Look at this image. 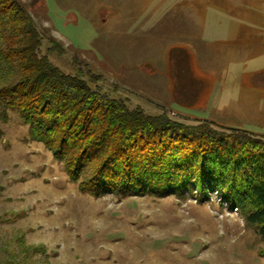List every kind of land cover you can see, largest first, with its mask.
I'll return each instance as SVG.
<instances>
[{"label": "rangeland", "instance_id": "1", "mask_svg": "<svg viewBox=\"0 0 264 264\" xmlns=\"http://www.w3.org/2000/svg\"><path fill=\"white\" fill-rule=\"evenodd\" d=\"M19 2L43 37L62 45V56L47 54L56 67L70 75L81 69L86 79H97L92 87L128 108L264 137L263 91L236 84L241 69L249 73L264 63L237 61L236 43L225 37L230 19L220 12L227 10L221 0L223 41L216 45L211 35L203 44L195 28L186 29L189 20L178 12L182 0L171 11L170 0ZM191 13L189 22L197 24L192 7ZM183 34L205 59L202 67L231 71L222 84H210L200 110H182L169 97L170 41ZM5 75L0 67V83ZM0 264H264V240L240 211L215 193L202 199L195 186L183 197L82 193L52 152L31 139L19 113L0 105Z\"/></svg>", "mask_w": 264, "mask_h": 264}, {"label": "trees", "instance_id": "2", "mask_svg": "<svg viewBox=\"0 0 264 264\" xmlns=\"http://www.w3.org/2000/svg\"><path fill=\"white\" fill-rule=\"evenodd\" d=\"M63 53L19 0H0V105L19 113L31 139L52 152L82 193L183 197L195 186L202 199L215 193L240 211L264 240L263 136L130 109L92 87L95 77L86 79L81 69L67 74L47 56ZM185 61L174 72V102L192 109L204 85Z\"/></svg>", "mask_w": 264, "mask_h": 264}, {"label": "crops", "instance_id": "3", "mask_svg": "<svg viewBox=\"0 0 264 264\" xmlns=\"http://www.w3.org/2000/svg\"><path fill=\"white\" fill-rule=\"evenodd\" d=\"M179 1L181 0H170V11L179 6ZM217 1L218 0H194V2L190 3V0H182V9H178L182 18L190 21V16L192 15L191 7L194 8L193 14L198 20L197 24L187 21L186 29L190 31L192 28H195L194 32L199 35L198 40L203 44H207V35H211V42H214L215 45L223 41L221 39L223 38L222 33L224 24L222 21V14H217ZM221 1L224 3V7L227 8V10L222 8L220 12L224 14L226 19H230L228 22L229 25L224 28L226 29L225 37H228V42L236 43V52L239 56V60L237 61L239 63L255 64L258 63L256 59L260 58L261 60H259V62L264 63V0H238L239 2L236 0ZM223 3H221L222 6ZM160 5H162V3L157 2L155 6ZM193 22H195V20H193ZM175 37L176 36H170V39L174 40ZM190 41L191 40L184 34L178 36L173 43L170 41V53L168 57L169 66L166 71L167 73L164 72L167 74L168 79H170V100L173 105L185 111L194 110L182 108L174 102V72L180 68L183 62H186L185 56L187 57L190 71L194 77L204 85V91L195 105L199 110L202 108L201 101L203 96L208 93L210 84L212 85L216 80L222 84L223 81L229 78V72H231H226L223 68L221 70L223 75H221L212 69L202 67L201 63L205 59L200 58V54L194 50ZM221 46L223 47V45ZM232 62L234 63V61ZM251 75H253V78L246 80V76ZM236 79V84L240 87H245L246 89H252L254 91L260 90V92L262 90L264 94V82H255L256 79H264V65L262 69L252 70V72L249 73L241 69V74H238ZM250 80L253 81L252 86L250 85L252 82L250 84L248 83ZM218 81H216V83ZM262 97H264V95Z\"/></svg>", "mask_w": 264, "mask_h": 264}]
</instances>
